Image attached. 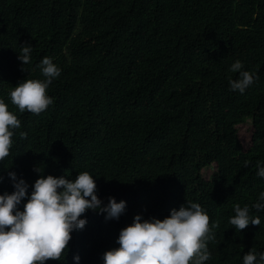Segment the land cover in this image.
Returning a JSON list of instances; mask_svg holds the SVG:
<instances>
[{"label":"trees","instance_id":"trees-1","mask_svg":"<svg viewBox=\"0 0 264 264\" xmlns=\"http://www.w3.org/2000/svg\"><path fill=\"white\" fill-rule=\"evenodd\" d=\"M21 44L31 45L22 66ZM43 56L61 69L46 89L53 102L21 112L7 94L44 78ZM235 60L255 73L243 93L228 85ZM0 98L21 122L0 160V193L12 191L9 170L30 191L37 166L40 175L87 171L103 202L125 201L116 219L86 210L64 259L44 264H75L73 254L100 264L134 214L162 219L187 201L216 223L203 264L264 251V209L251 207L264 191V0H0ZM208 166L216 172L205 180ZM234 204L260 223L235 229Z\"/></svg>","mask_w":264,"mask_h":264},{"label":"clouds","instance_id":"clouds-1","mask_svg":"<svg viewBox=\"0 0 264 264\" xmlns=\"http://www.w3.org/2000/svg\"><path fill=\"white\" fill-rule=\"evenodd\" d=\"M31 45L21 44L17 59L21 66L30 62ZM37 67L44 77L19 80L8 92L12 104L19 111L40 113L52 101L46 94L51 81L61 69L49 56H43ZM23 70V68H22ZM230 71L237 78L229 79L231 90L241 93L253 83L255 73L244 70L242 62L235 60ZM21 122L0 98V160L8 154L12 144L13 129ZM26 134L21 131L20 136ZM31 184L18 177L15 171H6L12 191L0 193V264H44L48 259L61 261L67 251V242L74 230L82 229L86 210L104 214V219H116L125 210V201L107 197L103 202L96 194V185L87 171L70 177L67 175H40ZM256 175L264 178V164L256 161ZM0 176V180H3ZM257 211L264 209V191L252 203ZM234 215L228 223L241 230L249 223H260L258 216L250 215L249 205H233ZM216 223L209 226L206 210L197 202L187 201L171 208L162 219L155 216L142 218L136 213L131 223L118 230L116 246L101 253L100 264H203L210 253L206 242L214 239ZM79 255L73 254L75 264ZM242 264H264V251L249 249L242 255Z\"/></svg>","mask_w":264,"mask_h":264},{"label":"rangeland","instance_id":"rangeland-1","mask_svg":"<svg viewBox=\"0 0 264 264\" xmlns=\"http://www.w3.org/2000/svg\"><path fill=\"white\" fill-rule=\"evenodd\" d=\"M215 172H216V168L214 166L204 167L201 170V176L205 180H210L211 178L214 177Z\"/></svg>","mask_w":264,"mask_h":264}]
</instances>
